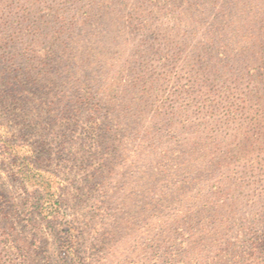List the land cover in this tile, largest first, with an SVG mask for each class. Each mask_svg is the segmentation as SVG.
Instances as JSON below:
<instances>
[{
    "label": "rangeland",
    "instance_id": "1",
    "mask_svg": "<svg viewBox=\"0 0 264 264\" xmlns=\"http://www.w3.org/2000/svg\"><path fill=\"white\" fill-rule=\"evenodd\" d=\"M0 41L20 58L13 75L38 83L0 97V123L62 179L85 264H161L145 229L164 209L147 224L144 193L165 201L186 181L179 164L245 178L214 199L229 216L264 197V0H0ZM74 82H88L89 103H65ZM39 194L0 144V264L71 263Z\"/></svg>",
    "mask_w": 264,
    "mask_h": 264
},
{
    "label": "trees",
    "instance_id": "2",
    "mask_svg": "<svg viewBox=\"0 0 264 264\" xmlns=\"http://www.w3.org/2000/svg\"><path fill=\"white\" fill-rule=\"evenodd\" d=\"M14 38L11 39L15 40ZM37 49H26L29 51L26 53L32 54L36 62H41L42 60L39 59L41 52H37ZM8 53L12 54L9 58L7 54L0 53V97L3 96L7 100L14 96L16 100L23 95L33 94L34 92H31L38 83L32 79H25L24 83L21 76L13 75L19 67L9 66V64L15 65L13 61L16 60V64L21 65L20 58H16L18 54L15 52ZM48 55L51 56L46 53V57H49ZM260 81L264 82V78ZM28 83L33 84V88ZM70 90L73 91L69 92ZM261 91V88H258L257 93L260 94ZM71 94L74 95L73 98L80 99L76 102L82 103H89V96L92 95L88 82L79 84L74 82L72 87L69 86L66 95L70 96V99L66 98L65 103L74 102ZM261 110L264 111V105ZM99 123L98 119L92 122L94 129H88L91 135L96 134ZM0 144L23 179L29 184L36 185L40 193L37 208L43 218L53 224L63 251L73 255L70 264H85L82 253L79 251V228L65 209L66 195L60 176L54 171L51 172L37 166L33 147L29 144L18 143L16 136L5 123H0ZM101 152L102 149H99L98 154ZM258 161L260 163L255 162V164L264 167L263 160ZM218 164L221 165V161ZM180 165L183 168H179ZM190 167V165H178L180 176L184 175L186 181H179L180 187L177 189L170 188L166 198H162L165 201L159 200L158 192L154 193L151 190L143 192L148 194L142 207L143 215L147 216V224L152 223L150 218L153 215L158 216L156 224L152 223L145 229L149 233L156 231L161 241L157 255L153 256L156 258L153 260L161 264H264V197L259 195L252 203L250 199L245 198L246 204L235 201L230 206L235 211L245 205L254 208L248 211V216L237 217L235 214L229 216L225 213L226 206L217 205L214 199L222 192L244 185L245 178L233 168L226 170L225 167L228 166L224 163L220 167L225 170L215 169L206 175L198 172L199 168L192 172L189 170ZM247 168L249 169L250 166ZM253 175L257 176L255 173ZM97 181L98 184L94 187L101 190L103 194L106 193L102 183L105 184L108 180L98 179ZM103 197L106 198L105 195ZM169 205L173 207L170 208ZM161 207L164 209L163 214L158 211L157 214L151 216L154 209ZM153 227L154 230H152Z\"/></svg>",
    "mask_w": 264,
    "mask_h": 264
}]
</instances>
